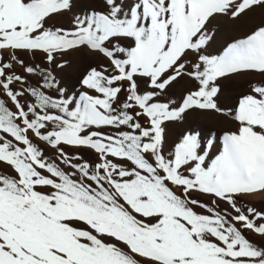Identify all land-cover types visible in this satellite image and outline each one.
Returning <instances> with one entry per match:
<instances>
[{"label":"snow or ice","instance_id":"6c2138e0","mask_svg":"<svg viewBox=\"0 0 264 264\" xmlns=\"http://www.w3.org/2000/svg\"><path fill=\"white\" fill-rule=\"evenodd\" d=\"M104 3L106 12L75 15L72 29L53 30L47 20L71 12L74 0H0V53L12 50V61L38 78L32 85L12 73L0 55V88L15 108L0 99V163L15 173L0 170V264H264V248L244 235L264 237V213L238 200L264 192V86L239 100L238 132L223 135L214 159V140L202 144L199 133H186L166 153L163 127L191 109L222 112L220 78L264 73V28L222 55L206 53L211 18L239 17L264 0ZM82 46L112 70L91 69L79 96L16 55L42 52L51 64ZM183 76L199 87L177 104L166 98ZM138 78L151 91L141 93Z\"/></svg>","mask_w":264,"mask_h":264},{"label":"bare ground","instance_id":"6f19581e","mask_svg":"<svg viewBox=\"0 0 264 264\" xmlns=\"http://www.w3.org/2000/svg\"><path fill=\"white\" fill-rule=\"evenodd\" d=\"M90 11L106 12L107 6L104 0H74V7L71 12H65L54 15L47 20V26L53 30L56 28L72 29L73 19L75 15H81ZM213 39L206 53L209 55H222L232 44L240 40L247 39L256 31L264 28V5H256L247 10L241 16L232 18L231 16L217 15L211 18L206 25ZM125 46L129 45L130 41L122 42ZM12 50H4L2 62H11L13 64L12 73L26 76L27 80L32 84L38 83V78L27 76L24 69L19 66L16 61H12ZM19 59L23 60L26 65L39 66L40 70L51 71L56 78L59 86L66 89V95H76L83 91H87L81 81L91 71L96 68L102 70L103 67L112 70V65L101 53L89 49L87 46H82L64 53H58L56 59L49 64L42 52L31 54L28 52H17ZM189 60L195 62V57L188 56ZM63 65V67L59 66ZM188 70L191 68L189 66ZM11 74V73H10ZM220 91L215 98L217 106L222 109V112L215 110H200L191 109L184 114V118L179 121L166 122L163 127L165 129V152L173 151L175 145L178 144L186 133H199L202 144H206L209 139L214 140L212 151L209 154V159H214L222 151L223 135L225 133L238 132L239 123L234 119L235 111L238 107L239 100L252 92L253 86H264V73L254 70L241 71L229 76L220 78L217 82ZM13 88L18 85L13 84ZM198 82L194 79L183 76L179 77L169 87V96L166 99H174L177 104H180L183 98L190 92L197 90ZM138 88L141 93L151 91L146 78H138ZM56 96L54 90L50 93ZM95 94V93H93ZM0 99L6 102V105L15 111L14 105L10 99L3 93L0 88ZM120 100H125V94L120 95ZM138 109H133L135 112ZM144 122V118H140ZM107 131V130H105ZM45 151V155L55 158V150L49 148L42 142L36 141ZM67 152H78L83 156L84 160L94 163L96 161L95 154L84 149L66 148ZM63 167V166H62ZM0 170L4 173L15 176L10 166L0 163ZM179 192V189H174ZM200 199L205 203L211 202V197L201 196ZM242 201V207H252L257 211L264 213V192H256L244 194L238 197ZM220 208H228V205L220 202ZM202 211L201 209H196ZM231 211L230 208H228ZM260 221H257L259 223ZM239 227V225H237ZM244 235L256 246L264 248V237L259 236L251 231H245Z\"/></svg>","mask_w":264,"mask_h":264}]
</instances>
